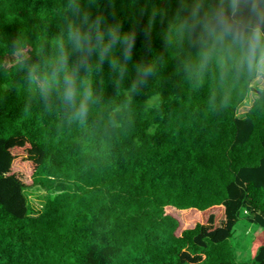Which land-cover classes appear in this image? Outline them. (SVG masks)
I'll return each mask as SVG.
<instances>
[{"label": "trees", "instance_id": "1", "mask_svg": "<svg viewBox=\"0 0 264 264\" xmlns=\"http://www.w3.org/2000/svg\"><path fill=\"white\" fill-rule=\"evenodd\" d=\"M43 2L0 0V33L27 28ZM127 2L116 3L125 31ZM141 41L134 60L147 55ZM12 79L0 75V264H264V245L243 263L230 244L243 212L264 230V107L241 116V101L198 121L174 110L154 132L140 118L132 138L100 151L38 109L22 112L23 95L5 87ZM22 149L31 185L13 172ZM32 187L48 192L38 212L25 194ZM193 211V222L180 220Z\"/></svg>", "mask_w": 264, "mask_h": 264}, {"label": "clouds", "instance_id": "2", "mask_svg": "<svg viewBox=\"0 0 264 264\" xmlns=\"http://www.w3.org/2000/svg\"><path fill=\"white\" fill-rule=\"evenodd\" d=\"M116 3L44 0L27 28L0 33V75L13 76L5 87L23 95L22 112L38 109L58 132L107 151L140 118L154 132L174 110L198 121L241 101L264 107V0H128L127 31ZM138 36L147 55L134 60Z\"/></svg>", "mask_w": 264, "mask_h": 264}, {"label": "rangeland", "instance_id": "3", "mask_svg": "<svg viewBox=\"0 0 264 264\" xmlns=\"http://www.w3.org/2000/svg\"><path fill=\"white\" fill-rule=\"evenodd\" d=\"M249 109L250 107L247 103H244L239 110V115H244ZM17 154L18 156L13 166V172L21 174L23 180L31 185L33 167L31 162L26 158L27 151L22 149L19 150ZM25 194L31 208L35 212L41 211L48 192L38 187H32L26 190ZM195 217L196 213L193 211V213H187L183 215V218H179L181 221L187 223L188 221L193 222ZM181 228H184L182 224ZM230 244L238 261L243 263L253 262L258 249L264 245V230L258 224L251 222L249 220V215L243 212L240 220L234 227Z\"/></svg>", "mask_w": 264, "mask_h": 264}]
</instances>
